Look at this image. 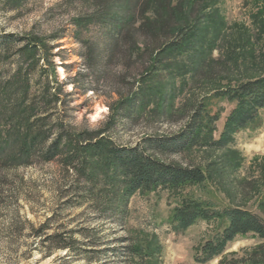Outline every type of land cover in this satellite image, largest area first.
Wrapping results in <instances>:
<instances>
[{
    "label": "trees",
    "instance_id": "16d2710c",
    "mask_svg": "<svg viewBox=\"0 0 264 264\" xmlns=\"http://www.w3.org/2000/svg\"><path fill=\"white\" fill-rule=\"evenodd\" d=\"M80 1L87 11L73 17L71 24L86 70L66 81L59 80L56 59L60 57L67 70L72 64H65L63 49L53 43L62 38L59 33L20 35L0 27V169L57 162L65 180L57 183L58 201L51 215L38 226L19 210L13 211L6 240L11 246L14 238L33 237V250L45 256L64 250V260L149 264L156 253L152 245L127 233L113 236L117 233L110 223L125 233L130 199L138 192L165 190L178 196L188 188L208 191L209 171L174 158L193 149L233 143L235 133L254 122L264 108V76H242L234 94L241 99L240 108L218 139L213 138L218 116L210 113L202 98L181 114L178 131L146 134L135 144H121L113 133L118 123H135L147 117V111L162 120L156 108H148V81L172 72L175 57L190 50L203 0ZM79 77L91 79L85 93L98 94L102 84L106 93L118 96L95 126L71 121L74 90L67 92L66 85L77 89ZM4 183L0 182V209L6 201ZM184 203L186 207L174 217L184 226L207 213L215 215L194 208L192 200ZM260 206L264 209V201ZM76 209L77 215L58 224L64 213ZM217 215L227 227L215 243L204 246L200 261L221 255L238 234L253 232L264 239V213L229 207ZM220 264H264V243Z\"/></svg>",
    "mask_w": 264,
    "mask_h": 264
},
{
    "label": "rangeland",
    "instance_id": "374dc122",
    "mask_svg": "<svg viewBox=\"0 0 264 264\" xmlns=\"http://www.w3.org/2000/svg\"><path fill=\"white\" fill-rule=\"evenodd\" d=\"M198 9L190 50L175 57L172 72L168 70L165 77L148 81V97L151 96L148 108H156V114L163 115L162 120L147 111L144 116L148 118L130 125L118 123L113 133L119 143L131 145L146 134L178 131L183 125L181 114L202 98L208 103L210 113L218 116L213 134L218 139L229 118L240 108L241 99L234 94L243 81L242 76H264V0H203ZM86 11L80 0H0V27L20 35L59 33L62 38L53 43L63 49L65 64H72L67 70L61 58L56 59L59 80L66 81L86 70L80 55L82 47L74 38L75 27L71 24L73 17ZM79 78L77 89L72 83L66 85L67 92L74 90L71 121L95 126L109 114L108 104L118 96L106 93L102 84L98 94L85 93L84 86L91 79ZM174 159L209 171L208 182H212L209 190L188 188L178 196L165 190L138 192L130 199L127 230L122 233L111 222L109 227L117 233L113 236L127 233L146 246L152 245L156 253L149 264H220L221 260L242 256L264 243L253 232L238 234L227 242L221 255L200 261L204 246L209 241L215 243L227 227V221L218 213L229 207L264 213L260 206L264 201V108L259 110L254 122L235 133L233 143L219 149H193ZM64 181L57 162L0 169L6 199L5 207L0 209V264H89L64 260L61 258L66 253L64 250L45 256L33 250L34 239L30 236L14 238L11 246L6 240L13 211L19 210L38 226L51 215L58 201L57 183ZM18 182L23 183L20 186ZM15 196L17 200H11ZM186 200L196 202L194 208L215 215L207 213L209 217L199 216L187 226L179 224L174 217L186 207ZM78 213L77 209L64 213L58 224Z\"/></svg>",
    "mask_w": 264,
    "mask_h": 264
}]
</instances>
